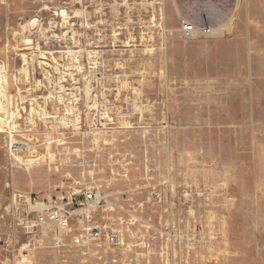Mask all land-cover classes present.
I'll list each match as a JSON object with an SVG mask.
<instances>
[{"label": "rangeland", "instance_id": "1", "mask_svg": "<svg viewBox=\"0 0 264 264\" xmlns=\"http://www.w3.org/2000/svg\"><path fill=\"white\" fill-rule=\"evenodd\" d=\"M63 184L125 246L0 264H264V0H0V238L15 194Z\"/></svg>", "mask_w": 264, "mask_h": 264}, {"label": "built area", "instance_id": "2", "mask_svg": "<svg viewBox=\"0 0 264 264\" xmlns=\"http://www.w3.org/2000/svg\"><path fill=\"white\" fill-rule=\"evenodd\" d=\"M213 28L206 22L196 23L182 18L178 32L184 39L202 35L214 37ZM64 185L59 186L61 189L55 195L43 199L26 193L14 195L11 208L5 209L6 213L11 215L8 222L10 235L6 239L0 238V244L4 243L5 250L11 251L17 243H21L24 248L39 245L62 247L67 245V239L71 238L76 246L84 250V254L89 253L93 259L99 260L104 258L98 255L101 250L109 255L125 246L126 237L123 229L103 226L97 222H86L100 207L96 190L74 189L65 192L62 190ZM115 206L118 207L116 204ZM4 216V213H0V218L3 219ZM75 217H78L76 224L73 223ZM1 250L0 247V252ZM24 253L28 256V251ZM105 261L108 262V259ZM2 264L15 263H12L8 256L2 260Z\"/></svg>", "mask_w": 264, "mask_h": 264}, {"label": "bare ground", "instance_id": "3", "mask_svg": "<svg viewBox=\"0 0 264 264\" xmlns=\"http://www.w3.org/2000/svg\"><path fill=\"white\" fill-rule=\"evenodd\" d=\"M194 22V21H193ZM229 27V25H227V26H223V27H218V28H213L214 30H213V32H214V37H219L222 33H223V31L226 29V28H228ZM17 148V150H22V149H31L32 148V146L31 145H29V144H26V143H18V146L16 147Z\"/></svg>", "mask_w": 264, "mask_h": 264}]
</instances>
